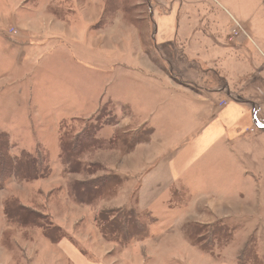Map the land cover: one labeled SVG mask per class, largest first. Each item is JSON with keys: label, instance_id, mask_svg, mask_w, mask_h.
I'll return each instance as SVG.
<instances>
[{"label": "rangeland", "instance_id": "374dc122", "mask_svg": "<svg viewBox=\"0 0 264 264\" xmlns=\"http://www.w3.org/2000/svg\"><path fill=\"white\" fill-rule=\"evenodd\" d=\"M145 7L143 0H0V134L7 136L15 162L9 182L0 187L2 215L16 228L6 234V243L16 249L12 236L27 243L46 229L72 238L75 248L107 264H264V193L252 191L246 201L225 206L216 194L192 192L181 179L173 183L162 168L167 160L150 165L149 152L160 143H147L158 132L145 124L147 116L134 111V106L144 108V97L127 89L133 79L132 84L143 85L136 80L142 75L118 77V86L113 78L124 72H113L112 64L146 56L160 62L156 45L144 48V22H137V33L128 29L135 12L145 20ZM86 15L96 25L85 30ZM114 38L119 40L112 46ZM167 60L171 65L162 64L170 77L186 74L178 62ZM180 83L179 77L172 80L183 88ZM216 84L206 85L221 82ZM109 94L132 104L133 111L108 102ZM179 121L184 122L181 115ZM85 127L88 145L79 142L81 147L69 152ZM38 151L42 160L36 165ZM25 167L39 172L25 178L19 175ZM155 171L159 175L147 177ZM99 185L79 201V194ZM118 210L136 214L141 231L118 232L119 217L110 214ZM55 216L67 218L72 230L57 226ZM135 217L126 213L124 221L135 225L130 221ZM241 219L245 222L237 223ZM103 249L107 253L101 257Z\"/></svg>", "mask_w": 264, "mask_h": 264}, {"label": "crops", "instance_id": "0c3cea01", "mask_svg": "<svg viewBox=\"0 0 264 264\" xmlns=\"http://www.w3.org/2000/svg\"><path fill=\"white\" fill-rule=\"evenodd\" d=\"M143 2L147 4L145 20L137 19L141 14L135 12L128 29L137 33V22H144L141 31L148 33V45L144 48L156 45L162 58L159 57V62L146 56L112 64L113 72H124L113 78L118 86L122 85L118 77L132 78L130 74L134 71L142 75L136 80L143 85L132 84L133 79L127 83V89L132 95L137 92L144 97V114H138L144 108L134 106V111L137 116H147L145 124L158 132L147 144L160 143L155 147L159 149L149 152L150 159H146L150 160V165L158 159L167 160L168 165L162 168L170 171L173 183L181 179L192 192L201 189L216 194V200L225 206L233 200L246 201L252 191L264 193V99L261 100L264 98V0ZM83 23L85 30L96 25L87 15ZM117 24L121 23L118 21L112 26L113 32L117 31ZM236 24L244 34L234 38L232 30ZM118 40L114 38L112 46ZM161 50H176L177 55ZM167 59L182 65L186 77L182 74L170 77L163 67V64L171 65ZM178 77L183 88L172 85V80ZM216 80L221 82L220 87L206 85H215ZM107 99L133 111L132 104L118 101L112 94ZM91 115L90 118L94 116ZM179 115L184 122L179 121ZM168 118L171 120L166 121ZM122 174L136 177L133 173ZM157 175L155 171L147 177ZM79 206L85 210L88 207ZM0 214V264H107L75 248L72 238L60 233L53 236L46 229L32 235L27 243L18 234L12 236L14 244H11L16 249H9L6 234L16 228L10 224L4 209L5 217L2 215L1 205ZM221 217L230 219L225 214ZM240 221L237 223L245 222ZM54 223L68 231L73 228L67 218L55 216ZM262 223L264 228V221ZM57 226L54 228L61 230ZM103 250L98 252L101 257L107 253Z\"/></svg>", "mask_w": 264, "mask_h": 264}, {"label": "trees", "instance_id": "16d2710c", "mask_svg": "<svg viewBox=\"0 0 264 264\" xmlns=\"http://www.w3.org/2000/svg\"><path fill=\"white\" fill-rule=\"evenodd\" d=\"M87 131H88V129H87V127H85L84 130L79 135H77L75 137V140L70 142L71 148H70L69 152L74 151L76 147L77 148L81 147L78 144L79 142L83 146L88 145V140L90 138L88 137ZM37 155L39 156V161L37 163H35L36 165L41 163V160H42V157H41V154H39V151H38ZM14 163L15 162H13V157L11 155V146L9 144L8 138L5 134H0V187H2L4 184H7V182H9L8 180L11 178V170L13 168ZM35 164H33V165H35ZM37 168H38V166H37ZM13 170H16V168ZM31 171L33 174L29 175L31 173ZM31 171L28 167H25L24 169H19V175L23 176L25 174V178H29V177L33 178L39 172L38 169H33V168L31 169ZM20 172L24 173V174H21ZM89 185H93V184L89 183ZM85 186L86 185H82L81 188H85ZM98 187H100V185L93 188L92 190L90 189L88 192L86 190H84V194H79L77 198H79L80 202H84V197L87 196L88 194H92L94 191L97 190L96 188H98ZM94 199L95 198L87 199V200L93 201ZM111 213H114V215H115L114 217H116V215L119 217L118 218L119 223L117 221H115L114 226L116 227L117 231L122 233L124 236L131 234V231L133 229L141 231V227H142L143 223L140 224L139 221H137L138 217L136 214L131 213V212H125V210H118L115 212H110V214ZM126 213H130L133 216H136L134 219L130 220L135 225L130 224L129 221H127V222L124 221L125 217H126ZM11 218H17L18 219L19 217L15 216V217H11ZM137 225H141V227L140 226L136 227Z\"/></svg>", "mask_w": 264, "mask_h": 264}, {"label": "built area", "instance_id": "2783aa9c", "mask_svg": "<svg viewBox=\"0 0 264 264\" xmlns=\"http://www.w3.org/2000/svg\"><path fill=\"white\" fill-rule=\"evenodd\" d=\"M241 34H244L243 29L236 24L235 28L232 30V35H233L232 37H238Z\"/></svg>", "mask_w": 264, "mask_h": 264}]
</instances>
